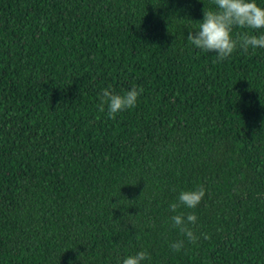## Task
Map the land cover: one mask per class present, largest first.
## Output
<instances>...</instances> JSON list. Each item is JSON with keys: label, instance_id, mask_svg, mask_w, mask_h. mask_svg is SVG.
<instances>
[{"label": "trees", "instance_id": "16d2710c", "mask_svg": "<svg viewBox=\"0 0 264 264\" xmlns=\"http://www.w3.org/2000/svg\"><path fill=\"white\" fill-rule=\"evenodd\" d=\"M203 7L0 0V264H264V49L193 47ZM196 187L188 240L168 204Z\"/></svg>", "mask_w": 264, "mask_h": 264}, {"label": "clouds", "instance_id": "9594fccd", "mask_svg": "<svg viewBox=\"0 0 264 264\" xmlns=\"http://www.w3.org/2000/svg\"><path fill=\"white\" fill-rule=\"evenodd\" d=\"M264 3V0H262ZM214 7L202 10V18L192 31H188L185 39L193 47L213 53L217 60L230 56L237 48L243 52L257 48L264 49V31L258 34L241 31L233 32L234 28L258 30L264 29V6L257 0H213ZM142 89L133 85L127 90L116 92L108 88L101 90L98 107L100 111L107 112L111 118L117 113L132 108L136 105ZM205 190L203 187L181 190L175 201L169 202V209L175 213L170 217L172 224L179 228L188 240L196 237L188 224L195 223L197 217L194 213L187 215L177 213V209L183 205L185 208H195L203 199ZM183 240L170 244L173 251H179L183 247ZM149 254L144 250L124 256L119 264H145Z\"/></svg>", "mask_w": 264, "mask_h": 264}]
</instances>
